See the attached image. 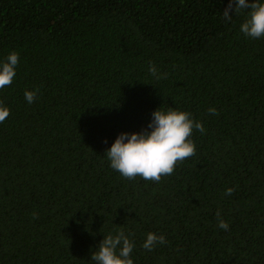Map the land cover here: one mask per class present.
<instances>
[{"label":"trees","instance_id":"trees-1","mask_svg":"<svg viewBox=\"0 0 264 264\" xmlns=\"http://www.w3.org/2000/svg\"><path fill=\"white\" fill-rule=\"evenodd\" d=\"M228 3L0 0V62L20 56L0 89V264H95L121 228L134 264H264V37L240 31L247 11L225 22ZM160 106L203 123L196 154L126 179L106 150ZM149 232L167 243L145 250Z\"/></svg>","mask_w":264,"mask_h":264},{"label":"clouds","instance_id":"clouds-1","mask_svg":"<svg viewBox=\"0 0 264 264\" xmlns=\"http://www.w3.org/2000/svg\"><path fill=\"white\" fill-rule=\"evenodd\" d=\"M234 14L247 11L246 20L240 25V31L248 38L259 39L264 37V2L262 0H229L222 12V19L230 22ZM20 56L12 51L5 61L0 62V89L10 86L16 76ZM149 72L156 79L166 78L167 73H159L155 64L149 65ZM39 89L26 90L25 99L32 104L38 96ZM209 114L218 115L215 107L208 109ZM10 115V108L0 101V123ZM150 129V130H149ZM205 133L203 123L196 120L192 113L175 107L167 110L161 106L152 113V120L148 128L138 132L120 133L112 146L106 150L107 158L112 169L122 177L132 180L141 177L146 181L160 182L162 177L174 173L176 166L196 154L197 146L191 138L193 131ZM235 188L229 187L226 196H231ZM38 218V213H33ZM218 227L229 229V224L216 212ZM134 235V234H131ZM131 235L126 234L123 228L116 230L115 234L104 235L99 248L91 260L95 264H134L132 252L135 241ZM167 243L164 234L149 232L143 242V248L152 251L158 244Z\"/></svg>","mask_w":264,"mask_h":264}]
</instances>
